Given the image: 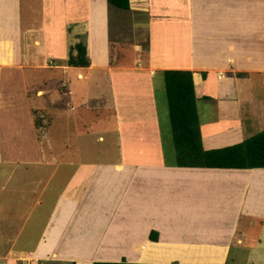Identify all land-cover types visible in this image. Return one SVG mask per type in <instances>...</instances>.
Instances as JSON below:
<instances>
[{"label": "crops", "instance_id": "obj_1", "mask_svg": "<svg viewBox=\"0 0 264 264\" xmlns=\"http://www.w3.org/2000/svg\"><path fill=\"white\" fill-rule=\"evenodd\" d=\"M129 3L145 44L107 0H0V264H264V167L174 165L155 83L192 71L204 149L262 131L264 0Z\"/></svg>", "mask_w": 264, "mask_h": 264}, {"label": "trees", "instance_id": "obj_2", "mask_svg": "<svg viewBox=\"0 0 264 264\" xmlns=\"http://www.w3.org/2000/svg\"><path fill=\"white\" fill-rule=\"evenodd\" d=\"M111 10H128L129 0H107ZM75 51V53H74ZM67 64L89 65L86 44L80 37L70 47ZM169 121L174 144L176 166H200L223 168L264 167V129L241 142L215 148L204 149L201 143L199 119L192 71L184 69H165L162 71ZM155 239L157 232L152 231ZM93 264H144L121 261H94Z\"/></svg>", "mask_w": 264, "mask_h": 264}, {"label": "rangeland", "instance_id": "obj_3", "mask_svg": "<svg viewBox=\"0 0 264 264\" xmlns=\"http://www.w3.org/2000/svg\"><path fill=\"white\" fill-rule=\"evenodd\" d=\"M121 11H123V10H121ZM123 12L126 13V15H125V13H123L124 16L122 15L125 19V21L122 24V27L124 26V28H122V30L118 32V34L116 35V38L123 41L124 45L128 44L130 42H135V41H140L141 43L145 44V42H146V31L145 30L143 31V29H142V25L144 24V21H145L144 16L141 15L142 17L140 16V21L139 20L135 21L134 26H132L133 24L131 25V23L129 22V20L131 18L128 15V14H130V16H131V13L129 11H123ZM116 13H117V9L115 11L111 10V14H113L112 26L114 25L113 17L117 16ZM118 20L120 21V18H118ZM116 25H117V23H116ZM120 25H121V23H120ZM83 38H84V36H82V39ZM143 46L145 47V45H143ZM126 54H130V57L126 58V60H130L133 56V53L131 51L126 52ZM26 73H27V76H29V78H28V91H29L28 94H36V93H34V91L37 88L40 89L37 92V94H43L41 89H47V92L45 94H51L50 93V86H48L49 85L48 82H45V83L41 82V83H39V86H37V85L35 86V82H34V80H39V78L42 79L43 75H49L50 72L48 69H44V70L40 69V71L27 69ZM155 83H156L157 94H158L157 99H158L159 107L161 110V133H162V138H163L164 152H165L166 158L169 159L170 161H173L175 158V156H174V144H173L172 130H171L170 121H169V115H168V107H167V102H166L165 85H164L163 75H162L161 71H159L158 74L156 75ZM109 84H110V82H108L106 79L102 78V82H101V80H99L98 82H94L92 85H90L89 88H90V91L92 93H99L103 90H106L107 88L109 89ZM18 94H20V93H18ZM75 94H81V89L75 88ZM108 94H111V93L108 91ZM12 106H20V102L16 101V103L12 104ZM37 117H38V115H37ZM50 132L52 133L51 129H50ZM152 239H154V238L152 237ZM233 251H234V249L231 250V256L234 255ZM235 256H236V254H235ZM231 261H233L232 257L229 259V263ZM237 261H239V260H237Z\"/></svg>", "mask_w": 264, "mask_h": 264}]
</instances>
